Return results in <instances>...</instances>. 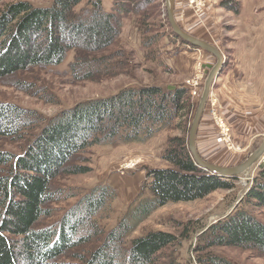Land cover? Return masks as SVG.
Here are the masks:
<instances>
[{
	"label": "trees",
	"instance_id": "trees-1",
	"mask_svg": "<svg viewBox=\"0 0 264 264\" xmlns=\"http://www.w3.org/2000/svg\"><path fill=\"white\" fill-rule=\"evenodd\" d=\"M81 1L53 0L49 6L18 1L1 9L0 77L30 66L59 65L77 47L95 50L109 46L119 35L122 23L115 13L104 10L101 0H88L86 7L75 12ZM187 91L185 86H153L82 103L51 119L22 154L0 150V264H57L54 261L68 249L89 242L97 232L94 217L113 190L99 185L56 225L37 228L36 223L48 213L45 205L54 198L52 181L77 152L114 139L121 129L128 132L127 140L152 137L186 108L183 97ZM35 114L0 102V137L20 136V131L38 121ZM165 158L170 166L149 174L151 195L81 261L62 264H158V254L174 246L177 235L151 230L132 238L135 227L169 202L202 199L215 190L235 187L236 177H221L199 167L183 137L170 140ZM242 202L264 207V164ZM244 203L203 232L204 246H198L197 251L213 246L264 251V222L245 209ZM199 262L234 264L210 252L200 256ZM163 264L193 263L171 256Z\"/></svg>",
	"mask_w": 264,
	"mask_h": 264
},
{
	"label": "rangeland",
	"instance_id": "rangeland-1",
	"mask_svg": "<svg viewBox=\"0 0 264 264\" xmlns=\"http://www.w3.org/2000/svg\"><path fill=\"white\" fill-rule=\"evenodd\" d=\"M18 1H29L37 6H49L53 3V0H0V10ZM166 1L101 0L104 10L115 13L122 23L119 35L109 46L95 50L77 47L69 51L65 61L59 65L30 66L0 77V102L15 104L31 114L37 113L34 119L38 121L20 131V136L0 137V150L17 155L27 149L51 119L82 103L115 98L127 89L185 86L188 90L183 97L186 108L152 137L143 141L127 140L125 138L128 132L121 129V133L114 139L92 144L77 152L64 164L63 170L51 184L54 198L45 205L48 213L40 218L35 227L56 225L70 208L99 185H106L113 191L106 205L94 217L97 225L94 237L87 243L68 249L54 261L57 264L81 261L82 257L102 244L106 233L116 228L130 211L139 207L142 200L151 195L149 174L152 170L170 166L165 152L173 137H183L189 146L191 125L205 80L216 57L213 56L211 64L206 62L204 55L210 52L186 43L174 32ZM202 1L204 6L201 12H196L189 0H176V7L177 10L184 7L200 19V33L210 41L214 40V44L223 52L224 43L233 36L231 29L243 26L264 27V9L259 7L261 10L256 14L252 10L253 3L250 12L252 10L254 14L244 23L238 17L240 9L244 8L241 1L240 4L238 0H231L227 4H224L227 0ZM87 4L88 0H82L74 11L79 13ZM209 7L211 19L206 24L204 16ZM210 23L212 26H209ZM179 24L185 30L193 29L188 21ZM223 71L224 67L221 72ZM194 90L196 94L193 93ZM217 103L219 113L225 119L224 111L220 103ZM210 107V104L206 106L204 115H211ZM211 118L218 136V126L212 115ZM232 133L236 148L230 150L221 144L228 151L239 152L242 147L236 143L233 129ZM263 139L262 135L253 140L242 162L258 148ZM261 164L254 166L250 173L237 176L232 189H218L202 199L169 202L160 206L139 223L130 236L134 238L151 230L177 235L178 242L158 254V264L165 263L171 256L184 262L191 260L193 264H200L199 257L206 252L234 264H264V251L255 247L213 246L204 252L197 251L198 246H204L201 241L203 232L244 203L242 201ZM244 206L264 222V207L249 203H244Z\"/></svg>",
	"mask_w": 264,
	"mask_h": 264
},
{
	"label": "crops",
	"instance_id": "crops-1",
	"mask_svg": "<svg viewBox=\"0 0 264 264\" xmlns=\"http://www.w3.org/2000/svg\"><path fill=\"white\" fill-rule=\"evenodd\" d=\"M240 1L244 8L240 9L238 17L244 23L253 16L252 10L258 14L260 8L264 9V0H238L239 4ZM261 2L263 7L260 6ZM252 3L253 8L250 12ZM210 10L209 7L207 14L205 13V23L211 19ZM175 14L179 23L188 21V25L193 26V29L186 28L187 31L210 41L200 33L201 20L193 13L186 11L184 7L180 10L176 7ZM260 14L262 15V11ZM209 26H212V23ZM230 32L233 36L226 40V44L224 43V54L228 59L224 71L215 81L212 92L224 111L226 121L232 126L235 141L242 150L228 151L217 141L216 127L210 114L203 116L197 135L200 154L206 160L220 163L222 166H235L241 163L253 140L264 136V27L243 26L231 29ZM210 43L216 42L211 40ZM213 56L212 53H206L204 58L211 64Z\"/></svg>",
	"mask_w": 264,
	"mask_h": 264
},
{
	"label": "water",
	"instance_id": "water-1",
	"mask_svg": "<svg viewBox=\"0 0 264 264\" xmlns=\"http://www.w3.org/2000/svg\"><path fill=\"white\" fill-rule=\"evenodd\" d=\"M166 2L169 21L174 32L178 36H180L186 43L195 45L205 51H208L216 57V62L212 66L205 80L204 89L201 94L199 105L191 125L189 135V147L191 153L199 167H201L204 171L217 174L218 176L231 178L237 177L240 174L250 173L252 168L260 164L261 160L264 158V139L256 150H254L243 162L235 166H222L212 163L206 160L198 150L197 135L199 126L204 116V112L206 110V106L212 93L215 81L219 77L226 63V56L218 46L210 43L207 40L201 39L183 29L178 23L175 15L176 0H167Z\"/></svg>",
	"mask_w": 264,
	"mask_h": 264
},
{
	"label": "built area",
	"instance_id": "built-area-1",
	"mask_svg": "<svg viewBox=\"0 0 264 264\" xmlns=\"http://www.w3.org/2000/svg\"><path fill=\"white\" fill-rule=\"evenodd\" d=\"M190 6L196 9V12H201L203 9V1L202 0H189ZM188 87L191 89V83L188 81ZM194 94H196V90L193 91ZM211 105L210 111L211 115L213 117V120L218 126V136H217V141L219 143H223L226 145V147L230 150L235 149L236 145L233 140V133L231 126L223 119V117L219 113V106L217 103V100L214 99L213 92L210 95V98L208 100L207 105ZM264 162V158L261 160V163ZM260 163V164H261Z\"/></svg>",
	"mask_w": 264,
	"mask_h": 264
}]
</instances>
